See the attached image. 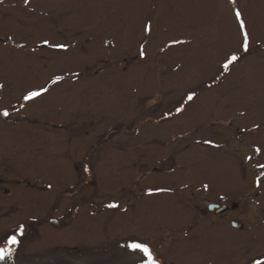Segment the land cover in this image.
Here are the masks:
<instances>
[{
	"label": "rangeland",
	"instance_id": "rangeland-1",
	"mask_svg": "<svg viewBox=\"0 0 264 264\" xmlns=\"http://www.w3.org/2000/svg\"><path fill=\"white\" fill-rule=\"evenodd\" d=\"M38 1L57 25L73 27L72 121L88 112L90 122L73 130V142L87 138L93 157L84 167L87 184L59 199L54 187L64 179L40 177L30 146L10 147L0 135V157L10 174L22 173L24 188L16 185L25 196L29 184L45 186L33 200L0 205V247L8 249L0 264H141L143 254L127 247L134 241L146 243L158 264H264V0ZM232 55L239 59L225 69ZM156 105L163 109L152 115L172 112L161 125L117 135L94 152L99 139L133 118L134 107ZM190 121L196 125L183 124ZM114 143H134L133 159ZM77 176L73 184L82 182ZM145 192L146 203H132ZM219 201L238 206L206 214ZM19 220L23 233L12 234L19 242L3 243ZM231 220L247 228L235 230Z\"/></svg>",
	"mask_w": 264,
	"mask_h": 264
},
{
	"label": "flooded vegetation",
	"instance_id": "flooded-vegetation-1",
	"mask_svg": "<svg viewBox=\"0 0 264 264\" xmlns=\"http://www.w3.org/2000/svg\"><path fill=\"white\" fill-rule=\"evenodd\" d=\"M50 5H53V3H50ZM41 6L38 0H0V135L6 138L10 147H18L24 144L30 146L31 156L35 164L37 163L41 167L37 170L39 176L42 174L40 177L57 176V178H63L64 181L59 180L57 182L58 185H55L54 189L57 190L56 192H60L59 199L62 197L72 198V192L75 189L79 191L85 183L87 184L88 181L83 179L89 175V171H85L84 167L92 162L91 158L93 157L92 151L89 152L87 138H84L82 141L73 142V130H82L85 127V124L88 123L85 119L88 112L80 116L81 120L72 121L71 98L74 90L72 86L73 74L70 66V58L73 43L72 35L69 31L73 27L66 26L64 28L59 24L58 26L56 21L57 17L55 18L54 16L55 19H53L54 13L52 11H42ZM44 6L49 5L45 4ZM60 45L64 47H59ZM76 76V80L81 81V77L85 75L83 73L80 75L77 73ZM125 80L132 81L131 79ZM143 81L146 82V80ZM44 89L47 90L43 91ZM31 92H41V95L33 99H24ZM77 93L81 94L82 92L80 93L78 91ZM195 93V91L188 92L185 99H188L190 94L193 97ZM98 102L100 101H96L94 104ZM158 109L163 108L158 107V105L155 107H134L130 111L133 113V118L129 121L121 122L122 125L115 128L116 130H111L109 133L111 137L99 139V142L92 147L94 152L95 149L102 151L106 146L105 142L112 140L117 135L134 136L138 127L153 125V121L158 122L155 124L161 125L165 117L169 115L168 113L172 112H168L166 109L164 112L166 116L164 114L160 116L152 115ZM180 109L181 106L174 107V113H181ZM4 111H7L9 115L4 116ZM11 115L14 116V119L10 120L8 117ZM190 123L196 125V122L193 121L188 123L184 122L183 124L190 125ZM116 124L119 123H114L113 127ZM231 124L233 123L231 122ZM238 129L243 131L240 128ZM228 131L232 132V129L231 131L228 129ZM175 134L178 136L179 133L177 132ZM217 135L225 136V133L218 132ZM174 142L173 140V142H167L164 145L171 146L169 144H173ZM113 146L119 149L121 148L127 156L130 155L131 158L129 161L133 159L131 150L133 148L136 150L134 143H131L128 148H124L122 143H114ZM160 148L163 149V147ZM128 151H131V153ZM11 161L14 162V160ZM142 161L150 160L146 159ZM136 164V160L132 162L129 165L130 169L128 171L130 172L129 176L132 184L134 183L131 185L133 188L136 187L137 177L135 175L136 172H134ZM6 165L5 158L1 156V206H5L8 202L10 208H14L12 205L24 203L26 197L27 199L33 200L42 192V189H45V186L42 187V185H39V188L35 190L32 189L35 185L29 184L28 188L30 189H27L28 193L25 196L24 192H22L23 190L19 187L24 185V178L20 179L18 176L21 172L16 170L10 174L9 170L6 169ZM153 169L155 172L159 171L158 168ZM146 170L147 167L144 172H148ZM160 170L163 173V169ZM169 172L172 173V171ZM84 173L87 174L85 177L83 175ZM152 173L141 175V177L151 176ZM77 174L81 177L80 180L82 182L73 184L72 180H74L73 178L77 179ZM10 175L12 176L11 181H9ZM141 177L139 178L141 186L144 189H151V186H145L146 184L142 182ZM20 182L21 185H16ZM74 182L77 181L75 180ZM166 185L170 186L168 183ZM175 186L177 187L173 188L180 187L177 184ZM146 192L134 198L135 200L133 202L132 197H130L132 194H130L129 199L136 205L140 201L146 203V199H144ZM210 204H223L228 206V208L221 212H215L208 209ZM237 206L236 203L229 205L221 201L210 202L205 212L213 217H219L235 210ZM1 217L4 216L1 214ZM42 221L44 222V220ZM47 221L57 226L64 223L63 220L57 217H48ZM17 222L20 223H18L16 231H6V237L14 233L17 235L21 232L23 233L24 222H21V220ZM234 222L239 223L240 226H234ZM221 225L227 228L225 226L226 223ZM231 225L238 231H244L247 228L246 223L237 220H231Z\"/></svg>",
	"mask_w": 264,
	"mask_h": 264
},
{
	"label": "snow or ice",
	"instance_id": "snow-or-ice-1",
	"mask_svg": "<svg viewBox=\"0 0 264 264\" xmlns=\"http://www.w3.org/2000/svg\"><path fill=\"white\" fill-rule=\"evenodd\" d=\"M236 15L238 18L240 17L239 12H237ZM241 27H244L243 23L241 24ZM243 46H244V49L246 51L248 49V34L247 33H245L244 37H243ZM59 47H64V46L60 45ZM238 59L239 58L237 56L232 55L230 58H228L227 63L224 64V68L227 69L230 64H232L233 62H235ZM46 90L47 89H44L43 91H46ZM39 95H41V92H31L27 96H25L24 99H26V100L33 99ZM188 99L189 100L192 99L191 94L188 96ZM178 111H179V109H178ZM3 115L8 116L9 113L7 111H4ZM257 151H259V149H257ZM261 167H264V165H261ZM21 230H22V226H21ZM18 242L19 241L17 240V237L15 235L5 237L4 241H3V243L10 244V245H15ZM127 247H129L133 251H139L140 253L143 254V259L141 260V264H158V261L155 259L152 250L150 249V247L146 243L134 241V242L128 244ZM7 251H8L7 248L0 247V259L4 258V255L7 253Z\"/></svg>",
	"mask_w": 264,
	"mask_h": 264
},
{
	"label": "water",
	"instance_id": "water-1",
	"mask_svg": "<svg viewBox=\"0 0 264 264\" xmlns=\"http://www.w3.org/2000/svg\"><path fill=\"white\" fill-rule=\"evenodd\" d=\"M227 208H228V206L223 205V204H210V205L208 206V209H209V210H211V211H215V212H221V211H223V210H225V209H227ZM233 225H234V226H240V224L237 223V222H234Z\"/></svg>",
	"mask_w": 264,
	"mask_h": 264
}]
</instances>
